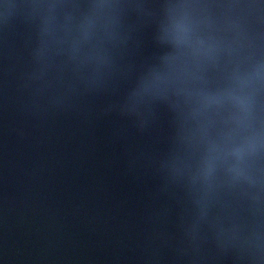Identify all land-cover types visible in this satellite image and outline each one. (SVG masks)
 <instances>
[{"label": "water", "instance_id": "1", "mask_svg": "<svg viewBox=\"0 0 264 264\" xmlns=\"http://www.w3.org/2000/svg\"><path fill=\"white\" fill-rule=\"evenodd\" d=\"M0 264H264V0H0Z\"/></svg>", "mask_w": 264, "mask_h": 264}]
</instances>
